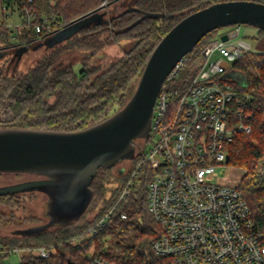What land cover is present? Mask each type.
I'll return each mask as SVG.
<instances>
[{"label":"trees","instance_id":"trees-1","mask_svg":"<svg viewBox=\"0 0 264 264\" xmlns=\"http://www.w3.org/2000/svg\"><path fill=\"white\" fill-rule=\"evenodd\" d=\"M220 1L227 0H0V52L3 53L0 127L77 131L106 120L133 97L135 81L161 38L186 15ZM27 3L35 7L36 21L47 17L51 30L44 28L36 33L32 27L10 24L2 6L7 5L18 13L21 5ZM83 19L89 21L50 41L63 27ZM259 31L264 36V29ZM212 32L185 55V64L173 87L184 88L194 77ZM22 47L25 50L18 59L17 52ZM42 47L41 55L23 61L27 54ZM77 65H80L78 71ZM234 68L245 77L243 89L251 95L244 106V122L251 126V131H236L227 145L230 154L227 165L245 171L239 188L250 205L255 228L264 231V172L258 168L264 159V52L244 53L235 61ZM139 158L137 150L127 159L130 165L118 176L108 197L104 195L107 189L104 174L115 165L99 166L90 183L93 197L74 221L32 235L0 237V246L55 245L57 248L50 258L26 253L21 264H92L89 258L92 244L98 249L106 245L105 255L117 264H159L160 259L155 257L151 246L162 229L148 209V183L152 176L148 163L106 227L92 238L72 240L78 234H86L90 225L109 210L118 197L121 183ZM20 193L0 195V202L12 209L20 208ZM94 199H97L95 204ZM121 212H126L127 217L121 218ZM24 219L31 221L33 217ZM21 221L14 211L0 210V226ZM7 256V252H0V264H4Z\"/></svg>","mask_w":264,"mask_h":264},{"label":"built area","instance_id":"built-area-1","mask_svg":"<svg viewBox=\"0 0 264 264\" xmlns=\"http://www.w3.org/2000/svg\"><path fill=\"white\" fill-rule=\"evenodd\" d=\"M2 10L8 18L14 13L7 5ZM18 15L19 24L32 27L36 33L52 28L45 16L36 21L35 7L30 3L22 4ZM232 29L237 32L235 37L228 35ZM229 31L205 45L198 71L184 88L172 83L185 64V56L170 72L157 96L151 129L144 140L151 139V145L147 150L143 146L139 149L140 158L121 183L109 210L86 234L74 236L73 242L92 238L106 227L148 163L152 169L148 209L162 229L151 246L159 264H264V231L255 228L239 184L220 183L216 173L217 166L227 165V145L236 131H251L244 122V106L251 95L243 89L245 77L241 80L243 74L234 68L235 61L251 51V44L241 36L242 24ZM260 171L264 172V166ZM120 217L126 218L127 213L121 212ZM0 252L17 254L21 263L26 253L50 258L57 248L0 246ZM105 252L106 245L98 249L92 244V264H117Z\"/></svg>","mask_w":264,"mask_h":264},{"label":"water","instance_id":"water-1","mask_svg":"<svg viewBox=\"0 0 264 264\" xmlns=\"http://www.w3.org/2000/svg\"><path fill=\"white\" fill-rule=\"evenodd\" d=\"M145 15H152L145 13ZM249 24L264 29V2L255 0H227L214 2L196 10L178 21L159 41L148 58L138 80L133 97L106 120L77 131L0 127V172L35 173L34 164L40 160L68 157H88L97 162L92 173L86 176L88 198L77 219L93 197L90 183L99 166L111 167L134 155L138 138H147L151 129L153 110L160 89L176 64L208 33L221 27ZM230 37L237 35L232 29ZM227 37V36H226ZM25 47L18 50V59ZM3 55L0 52V57ZM230 161V154L226 155ZM38 169V168H35ZM37 181L24 180L0 186V195L38 190L48 196L44 215L48 221L15 231L20 235L41 232L50 224L49 195L45 187L33 189Z\"/></svg>","mask_w":264,"mask_h":264},{"label":"rangeland","instance_id":"rangeland-1","mask_svg":"<svg viewBox=\"0 0 264 264\" xmlns=\"http://www.w3.org/2000/svg\"><path fill=\"white\" fill-rule=\"evenodd\" d=\"M17 15V14H15ZM19 20V15H18ZM89 21V19H83L75 24L65 26L60 29L50 41H55L71 33L79 24ZM232 26L221 27L212 32V39H219L226 34ZM259 28L254 25L242 24L241 36L251 44V51L264 52V36H261ZM43 48L36 49L35 51L27 54L23 61L29 60V57L41 55ZM27 60V61H28ZM23 62V63H24ZM75 69L78 71L80 65H77ZM140 78V77H138ZM239 78L244 80V76L240 75ZM135 81L136 85L138 83ZM1 113V111H0ZM151 145V139L143 144V149L147 150ZM97 162L88 157H68L62 159H46L40 160L34 164L35 172H42L44 176H40L35 173H6L0 172V186L17 183L24 180L37 181L35 188H46L45 191L49 195V216L50 224L59 225L66 221H69L76 217L78 213L83 209L85 202L88 198V190L85 183L86 176L92 173ZM130 164L128 160L123 161L111 170L105 173L106 191L105 196H110L111 190L115 186V182L118 176L126 172V167ZM261 166H264V159L259 165V171ZM119 168H125L123 172L119 173ZM224 169V172H222ZM216 173L218 180L223 184L236 185L244 175L245 171L241 168L226 165L217 166ZM119 194V193H118ZM22 205L20 208L12 209L6 204L0 202V210L5 213L15 212L17 217L22 220L16 224L0 226V237L8 238L10 235H15V231L30 226L31 224H43L48 221V218L44 215L45 202L48 200L47 194L44 192L34 190L20 193ZM97 199H94V203ZM95 209L91 212H93ZM33 217L31 221L24 218ZM24 219V220H23ZM34 257V256H33ZM5 264H21L17 254L8 255L5 260Z\"/></svg>","mask_w":264,"mask_h":264},{"label":"flooded vegetation","instance_id":"flooded-vegetation-1","mask_svg":"<svg viewBox=\"0 0 264 264\" xmlns=\"http://www.w3.org/2000/svg\"><path fill=\"white\" fill-rule=\"evenodd\" d=\"M144 140H145V138H138V139H137V141H136V143H135L134 154H135V152H136L137 150H139V149L143 146V144L145 143ZM133 156H134V155H133ZM125 160H127V159H124V160L120 161L119 163H121V162H123V161H125ZM119 163H117V164H119ZM117 164H116V165H117ZM116 165H115V166H116ZM124 169H125V168H119V173L123 172Z\"/></svg>","mask_w":264,"mask_h":264},{"label":"crops","instance_id":"crops-1","mask_svg":"<svg viewBox=\"0 0 264 264\" xmlns=\"http://www.w3.org/2000/svg\"><path fill=\"white\" fill-rule=\"evenodd\" d=\"M17 14V15H15ZM10 24H19V20H18V13L17 12H14L9 18H8Z\"/></svg>","mask_w":264,"mask_h":264}]
</instances>
